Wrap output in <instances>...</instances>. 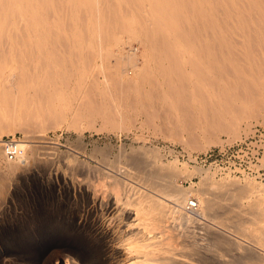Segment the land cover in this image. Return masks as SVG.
<instances>
[{"label": "bare ground", "instance_id": "6f19581e", "mask_svg": "<svg viewBox=\"0 0 264 264\" xmlns=\"http://www.w3.org/2000/svg\"><path fill=\"white\" fill-rule=\"evenodd\" d=\"M120 27L125 37L118 34ZM123 38L140 39L149 48L143 53L134 47L127 50ZM91 51L92 61L100 56L103 70L121 89L143 90L159 73L175 89L170 90L174 95L196 96L203 89L200 96H208L211 89L216 93L210 96L226 97L238 110L242 100L264 86V0H0V83L15 78L20 86L27 78L85 76L97 65L89 61ZM189 83L198 92H191ZM240 89L247 92L245 98ZM183 95H177L179 100ZM241 104V109L250 105ZM225 124L221 131L231 133V140L238 138L236 122ZM66 155L65 167L49 180L59 184V196L73 209H0V250L17 229L23 239L31 240L49 232L61 234L40 264H264L259 247L233 236L247 232L248 221L258 224L264 215L263 208L253 206L256 198L258 205L264 204V184L206 175L202 187L195 189L179 184L180 170L174 168L163 171L156 164L158 170L144 178L139 173L143 167L133 169L123 161ZM196 172L207 174L204 168ZM11 190L0 178V198ZM190 196L198 200L194 212L184 209ZM227 196L231 209H218ZM244 197H256L253 209H239ZM218 218L231 234L205 222ZM258 230L249 229V235L254 232L255 239H264V231ZM0 264L15 263L0 256Z\"/></svg>", "mask_w": 264, "mask_h": 264}, {"label": "rangeland", "instance_id": "374dc122", "mask_svg": "<svg viewBox=\"0 0 264 264\" xmlns=\"http://www.w3.org/2000/svg\"><path fill=\"white\" fill-rule=\"evenodd\" d=\"M118 30L116 31L122 36L124 32L121 27ZM123 39L129 43L125 42L124 44L127 50L134 47L133 49H136L137 52L143 53V50L145 52L149 48L145 41L141 40L143 45L140 39H131L132 41ZM117 47L119 46H115L116 51L119 49ZM92 53L94 52L91 51L90 55ZM140 55L142 54L140 53ZM93 57L94 55H91L89 61L91 60L93 63L92 66L97 63L98 67L96 64V68H92L93 70H90L89 67L90 71L85 72V76L80 75V73H73L69 76H56L53 79L41 78L40 80L37 78L35 80L36 78H27V82L24 80L20 86H17L20 81L18 80L19 83H17L15 78L8 82L14 84H8L7 81L0 83V85H6H4L5 87L2 85L4 88L1 89L0 87V90L5 89L7 92V88H9L7 93L5 90V93L0 91L1 95L4 93L3 96L0 95V178L12 189L7 194L9 199L6 198L7 195L4 196L5 199H2L3 196L0 198V209H73L70 202L66 200L67 198L59 196L57 192L59 184L49 180L52 173L60 166L63 168L65 167L64 164H67V152H73L86 161L91 158L99 160L109 157L110 160L123 161L128 165L132 164L129 166L133 169L137 166L139 167L137 169L143 167L144 169L139 170V173L145 174L143 175L144 178L151 177L152 173L157 171L159 167L163 171L174 168L182 171V174L179 172V184L184 187H191L192 185L193 188L198 189L202 187V180L206 175L212 176L211 178L216 180L224 178L215 177L205 168L207 174L196 172L197 168L202 167L194 165L192 161L197 154L221 144L220 142H223L224 139L231 140L233 138L228 131H221L220 125H227L226 122L228 124L236 122L238 134L241 135L246 128L253 124H264V86L252 96L249 93V98L247 92L242 91L244 89L238 90L242 95L241 97L247 96L242 101L245 102V107L249 103L252 111L249 110L248 106L241 109L242 101L240 109L237 110L239 106L233 109L235 106L231 104L232 107L229 106L226 103L228 101L225 99L226 97L221 99L217 96L226 103V110L225 103L223 105L217 97L210 96L214 92L211 89L208 96H200L203 89L202 91L199 89V93L194 90L197 88L189 83L191 86H187L193 91L189 89L188 91H197L196 96L184 93L189 95L185 97L180 92L174 95L175 89H172L164 78L165 76L159 73H157L158 76L156 74L151 76L152 82H145V86H142L143 90H141L142 88L138 91L133 88L121 89L113 77L108 75L110 72L106 71L107 69L103 70L104 67L101 65L105 62L101 61L102 58L97 55L95 57L97 60L94 59L93 62ZM88 65L87 63L86 66ZM135 71L136 69H134ZM124 78L128 77L124 75ZM173 85L176 86L174 83ZM185 88L183 89L185 90ZM170 90L174 93H170ZM141 91L145 94H141ZM165 91L172 95L166 94ZM236 92L234 91L235 94ZM179 93L181 96L183 95L184 99L179 100L181 99L178 98V96L181 97ZM217 94L221 93L217 92ZM237 96L234 97L236 100L232 98L233 100L230 99L229 101L235 100L236 104H239ZM238 97L240 98V95ZM232 104L235 105V103ZM247 111L248 113L253 112V115L246 114ZM217 114L222 116L219 117L223 121L219 117L215 118ZM12 135H19L24 141L21 145L24 149L23 158L14 162L5 160L1 144L2 137ZM52 147H56V149L54 150ZM133 150L136 152L134 153ZM131 152L135 156L133 155L130 160L132 156L128 158V155ZM126 154L127 156H125ZM118 156L119 159H117ZM120 157L125 159L127 157L128 162L124 158L120 160ZM142 159L149 162L148 165L143 166L145 162H141V164L140 161H144ZM145 167H149L147 171H151L150 174L144 171L146 170ZM137 169L136 172L138 173ZM187 169L189 170L187 171ZM239 180L245 183L249 179ZM253 198L256 197H244L242 207L239 209H253L251 207L254 202ZM254 200L257 204H253V206H257L255 209H264V204L258 205L260 200L258 202L256 201L257 198ZM230 202V197H224L223 201L218 203V209H231L228 206ZM221 218L206 219L205 222L210 226L217 227L220 225L229 233L228 231L231 230L228 226L220 223ZM248 222L250 232L255 231V229H259V232L264 231V215L259 216V219L256 220L258 224L250 223V220ZM198 229L204 232L203 229ZM249 229L248 233L245 232L246 234L233 232L236 234L233 236L241 242L244 240L245 244L256 245L263 253L264 239H255L254 232L249 235L251 234ZM14 231L16 233L8 237L2 245L0 256L12 260L15 264L42 263L48 257L50 244L61 238L59 237L61 234L49 232L37 240L33 238L32 240L23 239L17 229ZM252 263L254 261L249 264Z\"/></svg>", "mask_w": 264, "mask_h": 264}, {"label": "built area", "instance_id": "2783aa9c", "mask_svg": "<svg viewBox=\"0 0 264 264\" xmlns=\"http://www.w3.org/2000/svg\"><path fill=\"white\" fill-rule=\"evenodd\" d=\"M24 141L21 136L2 137L1 144L5 160L14 162L23 158ZM194 165L208 170L216 177L249 179L264 183V124H253L233 140L224 139L221 144L197 154ZM198 208L197 198L190 196L184 209L194 212Z\"/></svg>", "mask_w": 264, "mask_h": 264}]
</instances>
